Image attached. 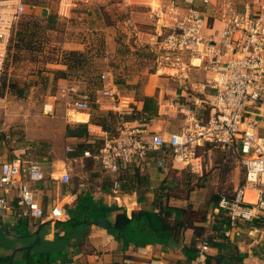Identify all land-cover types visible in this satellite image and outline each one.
<instances>
[{
    "label": "crops",
    "instance_id": "1",
    "mask_svg": "<svg viewBox=\"0 0 264 264\" xmlns=\"http://www.w3.org/2000/svg\"><path fill=\"white\" fill-rule=\"evenodd\" d=\"M169 1L159 0L160 6L156 11L146 6L152 10L153 17V13L161 11ZM240 2L245 4L249 0ZM70 6V0H63L64 12L67 13ZM138 34L144 35L140 42L144 45L141 46L152 50L156 38L147 32ZM70 50L73 49L66 43L45 53L49 57H39L41 60L30 63L27 67L38 69L33 76H15L28 82V87H33L31 94L21 87L10 88V82H15L12 68L7 85L1 81L4 86L0 85V155L4 160L23 157L38 161L47 176L46 181L34 185L45 212L43 219L0 210V228L11 243L5 248V258L12 254L16 258L21 253V264H113L125 263L127 259L149 261L151 264H264V235L260 231L264 227L263 220L241 221L233 227L226 215L215 214L218 197L227 194L216 196L205 220L189 226L179 239L169 230L155 231L152 226V219L157 218L156 225L160 228L168 207L184 208L157 197L156 189L165 185L168 172L171 169L202 172L201 153L208 147L210 150V145L199 148L198 159L193 166L175 164L169 156L165 158L166 168H159L157 155L151 154L144 170L132 164L119 177L104 172L98 160L81 157L80 163L74 164L69 181H62L69 156L67 147L74 148L73 155L81 156L87 150L97 153L106 140L118 134L120 114L131 126L145 120L151 134L178 131L185 119L183 110L188 107L199 118L207 119L210 114L206 103L209 92L204 93L200 88V83L207 76L203 69L187 74L177 69H163L154 75L148 73V66H145L140 71L144 75H139L138 68L132 65L127 73H118V86L115 83L112 86L114 98H100L96 103L101 73L94 89L88 90L86 86L92 74L83 77L74 70L67 61ZM171 70L176 73L169 74ZM18 83L21 85L20 80ZM121 84L127 86L120 87ZM65 87L73 88L78 96H90L91 109H72L62 96ZM39 89L43 94L36 93L35 90ZM146 97L155 100L151 107L154 113L151 112L150 116L144 112ZM43 99L46 101L44 105ZM250 111L258 120L259 132L264 136V104L251 107ZM79 126L87 128L86 136L68 133V129L75 130ZM234 159L240 164L234 166L236 172L242 165ZM116 178L120 185L118 193L112 188ZM243 184L244 180L234 190ZM255 195L254 190L247 189L248 201H255ZM13 203H16L14 198ZM55 207L62 211L58 219L50 217ZM114 207L118 210H113ZM121 211H125L129 218L138 211L155 214L150 221L146 218L144 225L137 224L129 233H123V230L119 234L113 233L104 224L114 223ZM176 216L173 214L166 222L171 224ZM204 241L208 242L209 250L201 255Z\"/></svg>",
    "mask_w": 264,
    "mask_h": 264
},
{
    "label": "built area",
    "instance_id": "2",
    "mask_svg": "<svg viewBox=\"0 0 264 264\" xmlns=\"http://www.w3.org/2000/svg\"><path fill=\"white\" fill-rule=\"evenodd\" d=\"M24 0H0V85L8 44L15 25L25 14ZM208 10V12H207ZM162 21L158 71L177 69L182 74L203 69L206 79L200 83L208 93L209 117H197L190 107L183 110L184 123L176 132L151 134L142 120L131 126L123 114L118 134L106 140L97 153L87 150L65 161L63 182L69 181L74 164L84 159H96L101 169L116 177L128 171L132 164L144 170L149 155L154 154L159 168H166L167 157L183 167L193 166L199 148L210 145L241 162L245 170L244 184L231 195H220L215 214L223 213L235 227L239 222L261 219L264 222V136L251 107L264 104V0H170L153 13ZM221 28L217 33L216 23ZM98 98L113 99L110 74L100 75ZM63 97L75 111L91 109L90 96H78L73 88L62 89ZM47 180L43 165L28 158L4 160L0 155V210L13 211L25 217L43 219L45 216L35 184ZM118 193L119 179L113 181ZM247 189L256 192L255 201L246 199ZM13 198L16 203H13ZM60 208L51 210L50 217L58 219ZM264 235V227L260 230ZM209 244L201 245V255ZM173 264V263H160Z\"/></svg>",
    "mask_w": 264,
    "mask_h": 264
},
{
    "label": "rangeland",
    "instance_id": "3",
    "mask_svg": "<svg viewBox=\"0 0 264 264\" xmlns=\"http://www.w3.org/2000/svg\"><path fill=\"white\" fill-rule=\"evenodd\" d=\"M24 2L25 14L15 25L8 44L1 77L4 84L7 85L12 68V79L15 82L10 83L31 94L33 87H28V82L15 76H33L38 69L27 66L35 60L49 57L47 52L63 47L66 43L73 49L68 53L67 61L74 70L83 77L92 74L87 82L88 90L94 89L98 75L102 72L109 73L113 83L118 86V73H127L132 65L138 68L139 75H144L140 71L145 66H148V73L158 74L157 64H152L158 60V56L160 57V41L157 36L160 34L161 22L158 23L152 17V10L146 5L155 11L154 2H158L160 6L159 0H70L71 6L67 13L62 10L63 0ZM219 29L220 25L216 23L215 32ZM139 32H147L156 38L155 46L151 45L152 50L141 46L144 45L140 44L144 35L138 34ZM168 73L176 72L171 70ZM35 91L37 94H43L42 89ZM41 102L44 105L46 101L43 99ZM208 148L201 153L202 172L171 169L165 185L156 189L160 200L187 209L185 224L193 225L206 218L216 196L231 195L244 180L242 166L236 172L233 169L234 166L240 165L234 157L225 155L220 148ZM6 238L0 228V264H12L13 254L10 258H5V248L11 246ZM20 257L21 253L16 258L13 257L14 264H21ZM127 260L125 263L113 264H151L144 260Z\"/></svg>",
    "mask_w": 264,
    "mask_h": 264
},
{
    "label": "trees",
    "instance_id": "4",
    "mask_svg": "<svg viewBox=\"0 0 264 264\" xmlns=\"http://www.w3.org/2000/svg\"><path fill=\"white\" fill-rule=\"evenodd\" d=\"M10 88L13 89L14 86L12 84H10ZM154 99L153 98H145L144 99V103H145V107H144V112L148 113L150 116L151 111V107H153L155 105L154 103ZM154 113V112H152ZM156 113V112H155ZM68 133L71 134H75L78 136H86L88 134L87 132V128H83L82 126H79L78 128H76L75 130H71L68 129ZM113 210H118L117 207H114ZM176 213V217L174 218V220L171 222V224L167 223L166 220L167 218L171 217L173 214ZM155 213L153 212H145V211H138V212H134L132 214V217L129 218L126 214L125 211H121L119 212V214H117L115 222L114 223H108V224H104V226L111 232H117V234H119V231L123 230V233H129V230L132 231V229L136 228L137 224L140 225H144L146 218L147 221H150L149 219L154 215ZM187 214V209L184 208H173V207H168L167 209H165V216L163 217L164 219L161 220L162 221V225L159 227H157L156 225V221L157 218L152 219V226L154 227L155 231H163V230H169L171 231V233H173V235L175 236L176 239H179L183 232H185V230L191 226L189 224H185L186 220H185V215ZM162 216V213H161ZM205 220V217L203 218V220H201L200 222H203ZM160 221V220H159ZM198 222V223H200ZM97 224L100 225V222L97 221ZM118 230V231H114V230Z\"/></svg>",
    "mask_w": 264,
    "mask_h": 264
},
{
    "label": "bare ground",
    "instance_id": "5",
    "mask_svg": "<svg viewBox=\"0 0 264 264\" xmlns=\"http://www.w3.org/2000/svg\"><path fill=\"white\" fill-rule=\"evenodd\" d=\"M154 6L156 7V9L159 7V3L158 2H154ZM156 11V10H155ZM162 23V21H160Z\"/></svg>",
    "mask_w": 264,
    "mask_h": 264
}]
</instances>
